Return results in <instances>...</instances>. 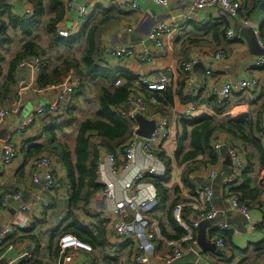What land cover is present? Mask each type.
<instances>
[{
	"label": "trees",
	"instance_id": "1",
	"mask_svg": "<svg viewBox=\"0 0 264 264\" xmlns=\"http://www.w3.org/2000/svg\"><path fill=\"white\" fill-rule=\"evenodd\" d=\"M16 1L29 4L31 15L19 18L13 14L12 6L0 9V107H9L16 97V90L22 74L19 65L22 61L34 58L40 60V73L37 75L34 86L38 92L49 91L50 87L63 84L66 81L74 80L78 83V89L66 98L58 115L42 118L51 122L50 125L45 124L44 142L35 144L27 141L22 145L20 151L25 156L24 166L42 156H47L61 166L66 173L64 180L66 182L64 183L62 180H57L53 171V186L48 193H43L49 202L48 208L44 210L43 223L47 222V219L59 210V205L54 201L53 194L61 189L67 193L62 220L47 233L49 261L62 260L64 254L61 255L60 239L63 236H72L81 244L90 247L92 252L88 255L90 264H96L98 260L103 264H117L115 259L116 255L121 252L120 250L132 248L133 245L126 241L112 246L109 243V238L112 236L109 231L110 223L104 218L96 217L94 223L87 225L80 221V215L87 212L91 199L102 192L104 188L98 183V148L102 147L111 153L115 151L114 149L116 151L124 150L129 137L130 125L120 116L119 110L125 105L132 89H137L146 101L154 100L156 108L169 110L174 106L176 98L183 104L194 102L193 98L184 93L189 75L181 72L183 66L181 65L178 68L179 76L176 83L170 82V86L165 90L154 92L145 87L138 88L136 84L140 81L139 77L129 73L126 69L109 64L104 59L100 36L107 27L121 21L120 14H117L119 12L117 8L106 9L101 5L96 6L94 11L83 21L79 31L63 39L58 36L57 30L68 16V0ZM252 1L255 3L254 0ZM244 13L243 16L246 17L245 10ZM240 17L242 18V13H240ZM226 23L213 22L207 27H203V29L206 28L204 31L211 33L212 41L218 46L223 42H229L226 33L230 28L229 23ZM259 30L260 36L264 38V23ZM16 41H19V48L13 58L6 61L1 51H9ZM192 43L197 42H189V44ZM53 52L56 56L52 54ZM77 52L80 54L78 57L76 56ZM218 53L225 54L224 52ZM5 65H7V71L4 73ZM117 81H120L118 86L115 85ZM92 87L96 92L97 104L91 114L80 121L77 115L82 111V104L85 101L89 102L87 95L89 88ZM259 98L260 95L256 100ZM209 101L213 105L216 115H220L226 110V106L223 105L227 101L221 103L214 96H211ZM254 106L256 107L254 117L244 116L236 120H228L224 124L218 123L213 117L208 116L184 118L179 121L174 161L178 167H184L181 184L187 191V195L184 196L180 189H175V194L171 198L170 191L166 186L171 181L172 167L171 161L165 157L164 153L159 154L160 160L166 167L164 177L147 179V182L151 183L157 192L159 203L156 212L164 213L165 211L168 228L165 226L163 218L155 216L164 240L179 241L185 237V231L174 220L173 210L177 205H184L182 219L185 223H190L192 212L187 206L196 197L197 190L206 182L194 185L190 175L200 169L210 170L220 164L213 148L214 143L219 140V135L232 140L231 143H227L238 150L240 157H245L246 166L236 182L228 189H224L225 199L235 198L249 211L264 209V101ZM72 126H75L73 149L67 142L61 141L57 135ZM98 140L104 141L105 144L103 146L100 143L99 145L95 144V141ZM233 142L235 143L233 144ZM257 166H259V170L256 169ZM20 177H24V173L21 171ZM258 178L260 179L258 180ZM5 194L4 191L0 196V211L6 207L2 204ZM37 224L29 231L15 229L1 247L4 244H9V247L24 239L27 232L36 229ZM38 225L42 226L40 223ZM19 233L22 235L21 238L17 237ZM230 234L232 232L222 231L219 228L209 233L210 238L222 239L226 245V251L229 249L224 238ZM42 237L43 235L40 234L39 237H29L35 246L34 257L30 260L26 258L21 264H44L43 261L37 259ZM160 246H162L161 243ZM248 253L250 255L247 257ZM239 254L246 257L239 264H258L264 260V243L250 246L246 251H239ZM135 255L136 249L134 250L133 247L132 250H129L127 264H133L132 259ZM225 257L226 255L223 254L222 258L218 260L222 261Z\"/></svg>",
	"mask_w": 264,
	"mask_h": 264
},
{
	"label": "crops",
	"instance_id": "2",
	"mask_svg": "<svg viewBox=\"0 0 264 264\" xmlns=\"http://www.w3.org/2000/svg\"><path fill=\"white\" fill-rule=\"evenodd\" d=\"M88 0H78L77 5L72 9H68V16L65 22L60 26L61 29L68 30L72 26H77V6L82 5ZM168 8H159L152 5L149 0H94L89 6V13H92L96 6L101 5L106 9L117 8L120 14L121 21L107 27L100 36L101 46L104 50V59L113 66H118L117 68H123L129 71V73L137 76L141 79L158 80V75L164 74L166 69L172 68L175 70V74L169 76L170 82L176 83L178 79V68L181 65L189 63L194 60L196 64L194 65L189 79L186 83L185 95L194 99V102L183 104L178 98L175 99L174 106L169 110H160L158 108H151V112L155 120L158 117H166L170 123L171 136L170 141L164 147V155L171 161L172 174L171 181L166 186L170 191L171 198L175 194V189H180L184 196L187 195V191L183 189L181 184V174L184 167H178L174 161V153L176 152V137L178 133V123L182 119H186L184 115L185 110L189 105L196 106V111L192 117H213L218 123H226L228 120H236L240 117L249 116L254 117L255 114V104H260L264 101V68L256 67V61L259 57H255L251 54L248 42L246 39L239 37L237 42H223L221 45H217L212 41V35L209 31L203 29L211 23L222 22L229 23V28L234 31L235 23L220 11V9L212 8L206 11L192 13L190 18L185 22H180L179 29L175 31L172 35H166L164 38V50L156 51L150 42L147 40V35L156 23H165L169 21L172 16H180L190 12V5L187 0H168ZM242 3V19L250 22L253 29H258L260 32V27L264 23V1L253 3L252 0H240ZM255 1V0H254ZM137 5V9H132V5ZM6 6L13 7V14L19 18H23L26 10H31L29 4L26 2H17L16 0H7ZM244 10L246 11V17ZM226 23V24H227ZM241 28L240 24H238ZM131 28L132 32L127 33L125 29ZM246 28V29H252ZM80 29V27H79ZM260 39L264 41V38L260 36ZM190 41H195L197 43L189 44ZM19 41H16L14 45L19 47ZM213 42V43H212ZM13 45V46H14ZM13 46L11 48H13ZM17 47V48H18ZM10 48V49H11ZM16 48V50H17ZM129 50L132 52L133 57L127 59L116 60L110 57V53L118 50ZM6 61V54L9 52L1 51ZM218 52H224L227 56V60L223 62H218L212 59L213 54ZM149 55V60L144 62L143 57ZM12 59V58H11ZM10 59V60H11ZM7 65L4 66V73L7 71ZM206 72H209V76H205ZM37 74L31 71H22L18 88L22 90L23 96L21 99L17 97L14 98L11 105L6 107L10 110V116L5 120H0V160L3 157V146L6 141H10L16 150V156L12 163L3 168L0 172V196L4 193L6 194H22L21 200L18 204L22 207L25 204L22 200L28 201L26 205H31L32 208L29 212L24 213L22 211H16L11 205H7L3 210L0 211V233L6 228L10 227L13 229H22L29 231L36 223V229L31 232H27L24 239H21L9 246V244H4L0 248V263L5 264L14 263L21 264L26 258L29 260L34 257V245L29 237L36 236L41 238L39 243L38 260L43 261L44 264H90V259L88 260V255L92 252L87 249H79L67 252L62 260L49 261V253L47 246V233L56 227L62 220L63 210H65L66 205V191L61 189V191L53 194L55 202L59 205V210L53 213L47 222L43 223L44 219V208L41 206H33L34 199L37 196L42 195L41 190L37 189V186L32 184L31 175L33 174V169L31 165L28 164L24 166L25 156L20 153L21 147L27 141L34 142L35 144H41L45 140L46 129L45 124L50 125L51 122L38 119L35 124L25 133L16 134L17 127L23 121V119L32 114L37 107L46 106L52 101L53 92L43 91L38 92L34 89ZM256 80L257 87L255 92L251 93H233L230 99L223 105L226 106V110L222 114L216 115L214 112V107L209 102L212 96V90L214 87L220 89L224 85L228 84L235 86L239 81H251ZM96 95V94H95ZM95 95L90 99L88 103H83L82 111L77 115L78 120L82 121L87 118L91 112L94 110L97 100H95ZM260 95V98H256ZM87 97H89L87 95ZM89 99V98H88ZM88 107V109H87ZM62 108V105H61ZM221 109V107H218ZM126 111L129 108L126 107ZM75 126L69 127L62 133H58V138L63 142H67L69 147L73 149L74 138H75ZM174 132V140H171L172 132ZM65 136V137H64ZM218 142H232L226 136L219 135ZM104 145L105 142L98 140L95 144ZM235 142H233L234 144ZM239 144V142H237ZM113 153L108 152L102 147L98 148L99 152V171H98V183L104 187L107 181H112L115 185L114 197L112 200H105L102 192L96 194L90 201L87 208V212L80 215V221L84 224L94 223V218L101 217L106 219L109 223L114 219L113 209L115 206L121 205V200L124 198L120 185V175H111V167L108 165L107 157L111 155L115 159L114 169L116 172L121 173V167L123 166V153L124 150L116 151L114 149ZM223 161L218 164L217 177L212 183L213 189V204L217 210V223H215L211 228L206 230V239L209 243L215 244L218 240L215 237L210 238L209 233L213 230L219 228L222 225H228L233 230L232 234L226 235L224 240L227 243L229 251L220 250L226 255L224 259L227 261H219L218 259L222 256H218L211 252H202L197 247V253H191L185 255L180 261L173 264H239L242 259L246 258L245 255L239 254V251L243 252L249 249L250 246L264 243V209H254L251 211L252 223L254 225V231L251 232L245 228V223L243 218L233 210H231L228 200L225 199L224 194V183L228 180L230 173L232 171L230 161L223 152ZM244 157V156H242ZM241 160L244 162L245 157ZM229 161V162H228ZM245 163V162H244ZM154 166L162 177L165 175L166 167L164 163L158 159L157 162L150 163L145 160L142 153H139L133 163V169L142 167ZM259 170V166L257 168ZM23 170V171H22ZM209 169H200L190 175L192 183L194 185L201 184L207 180ZM20 171L24 173V177H20ZM57 180H62L64 183L66 181L65 170L54 163L53 169ZM158 177V178H162ZM43 179H41V182ZM149 183V182H147ZM41 185V184H40ZM39 186V184H38ZM34 197V198H33ZM51 198V197H49ZM43 200H47V197L43 196ZM49 203V202H48ZM157 200V206H158ZM156 206V208H157ZM156 208L152 213L149 214V219L153 222V229L159 239L164 240L161 235L160 225L155 216H160L163 218L165 226L166 216L164 213H157ZM54 215V217H53ZM46 225V226H43ZM11 234V235H12ZM10 235V236H11ZM195 239L197 236V231L194 232ZM10 236L7 238L9 239ZM17 237H22L21 233ZM6 239V240H7ZM5 240V242H6ZM133 240V239H132ZM129 240L136 249V241ZM4 242V243H5ZM109 243L112 246L122 244L123 242H118L113 236H110ZM197 245V244H196ZM128 247L116 255L115 263L117 264H127L128 263V253L129 250L133 249ZM162 247V246H161ZM165 247V246H163ZM226 247V245H225ZM90 248V247H89ZM219 250V249H218ZM251 251V250H250ZM117 252V251H116ZM251 253V252H250ZM248 253L247 257L250 255ZM95 254V253H93ZM164 259V255L156 254L153 262L159 264ZM134 258L132 259L133 262ZM131 262V263H132ZM98 264H103L100 260ZM96 263V264H97ZM258 264H264V260L260 261Z\"/></svg>",
	"mask_w": 264,
	"mask_h": 264
},
{
	"label": "built area",
	"instance_id": "3",
	"mask_svg": "<svg viewBox=\"0 0 264 264\" xmlns=\"http://www.w3.org/2000/svg\"><path fill=\"white\" fill-rule=\"evenodd\" d=\"M78 0H68V9L74 8L77 5ZM94 0H88L82 5L77 6V19L78 24H82L86 20V15L89 12V6ZM190 5V12L180 16H172L169 21L165 23H156L150 29L147 40L156 51L164 50V38L166 35H172L179 29L180 22L187 21L192 13L206 11L212 8L220 9L222 13L228 16L233 23L240 24L245 28H252L249 21L242 19L240 13L242 10V3L240 0H187ZM264 0H255V2H261ZM149 2L159 8H168V0H149ZM132 9H137V5H132ZM26 16L31 15V10L25 11ZM76 26H72L69 30L58 28L57 34L60 38L66 39L69 36L75 34ZM254 36L257 40V44L260 48L264 49V41L260 39L258 29H253ZM127 33H131V28L125 29ZM226 38L229 42L239 41V37L235 35L234 31L230 28L226 33ZM112 59L121 60L132 58L133 54L129 50H118L110 53ZM149 55L143 57V61L149 60ZM215 61L223 62L227 60V56L223 53L213 54L211 57ZM196 62L194 60L186 63L182 66L181 72L186 75H190ZM256 67H264V58H258L256 61ZM20 71H31L32 73H40V60L34 58L27 61H22L19 65ZM175 70L172 68L166 69L164 74L158 75V80L141 79L136 86L145 87L149 91L161 92L170 86L169 76L174 75ZM210 73L206 72L205 76H209ZM120 84V81L116 82V86ZM256 80L251 81H239L235 86L224 85L218 89L216 87L212 90V96L216 97L219 102L223 103L230 99L233 93H251L255 92L257 87ZM78 89V83L74 80L66 81L63 84L50 87L49 91L53 92L52 101L46 106H40L35 111L26 116L19 124L16 130V134L20 135L28 131L38 119H42L46 116H56L60 113L61 105L66 101V98L70 97ZM23 96L22 90H16V97L21 99ZM157 105L154 100L146 101L140 92L131 90L126 103L119 110V114L130 125V132L127 142L124 146L123 153V166L121 167V173H118L114 169L115 159L113 156L108 155V165L111 167V175H120V185L124 198L121 200V205L115 206L113 209L114 219L109 225V231L111 235L119 242H126L129 240L136 241V255L133 260V264H156L153 259L156 254L164 255V259L159 264H173L180 261L185 255L191 253H197V245L194 232L197 231L200 223L204 221H211L218 215L216 208L213 204V189L212 183L217 177L216 167L208 170V177L206 182L196 192V197L192 203L188 204L187 208L191 210V220L187 224L182 219V210L184 205H177L173 210L174 220L185 231V237L179 241H163L159 239L153 229V222L149 219V214L154 211L157 206V192L151 183H147V179L150 177L158 178L162 177V174L154 166L140 167L133 169V163L136 156L142 153L145 160L154 163L159 159V154L164 152V147L170 141L171 128L170 123L166 117H158L154 119L151 108H155ZM129 108V111L125 109ZM196 106L189 105L185 110L184 115L191 118L196 111ZM10 116V110L5 107H0V120H5ZM143 116L149 121L155 122V128L150 135L149 139H142L138 136L137 132L139 127L136 123V117ZM213 148L217 154L218 160L223 161V151L226 157L230 161L231 173L228 180L224 183V189H228L236 180L240 177L243 171L246 169L245 163L241 160V155L238 150L227 142H216ZM16 156V150L14 145L10 141H6L3 146V157L0 160V172L3 168L9 166ZM31 168L33 174L31 175L32 184L38 185L41 179L45 184L40 191L42 195L35 197L33 206H41L44 209L48 208L49 204L46 200H43V193H48L53 186V169L54 162L47 156H42L40 159L31 162ZM100 165V164H99ZM115 185L112 181H107L104 185L102 194L105 200H112L114 197ZM22 198V194L15 195L5 194L2 199L3 206H7L10 200L19 202ZM228 204L234 212L238 213L244 220L245 228L249 231H254V225L252 223V214L248 208L242 204H239L235 198H229ZM32 208L31 205H24L21 207L22 212L27 213ZM222 231L231 232L233 229L228 225H222L219 227ZM13 229L8 227L0 233V247L3 242L12 234ZM132 240V241H133ZM160 243L162 247L160 246ZM165 246V247H163ZM215 246L219 250L225 249V244L222 239H218L215 242ZM59 247L62 254H66L69 251L87 249L91 250L88 246L81 244L72 236H63L60 239ZM227 261V258L224 259ZM14 264V263H9Z\"/></svg>",
	"mask_w": 264,
	"mask_h": 264
},
{
	"label": "water",
	"instance_id": "4",
	"mask_svg": "<svg viewBox=\"0 0 264 264\" xmlns=\"http://www.w3.org/2000/svg\"><path fill=\"white\" fill-rule=\"evenodd\" d=\"M6 5H7V0H0V9L4 8ZM233 29L236 36H240L241 38L246 39L249 45L250 52L253 56L264 58V49L258 46L257 40L254 36V32L252 29L241 28L237 23H235ZM136 123L139 127V130L137 132L138 136L142 139H149L151 133L155 128V122L149 121L145 119L143 116H137ZM40 184L39 186L38 185L36 186L37 189L42 190L45 184L44 180ZM22 202L26 205L28 201L23 199ZM8 204L14 207L18 212L21 210V206L18 204V202H15L14 200H10ZM217 220L218 219L215 218L211 221H204L200 223L197 229L196 244L197 247L202 252H211L218 256H222V252L216 248L215 244L209 243L206 239V230L208 228H211L215 223H217ZM0 264H5V263L1 262Z\"/></svg>",
	"mask_w": 264,
	"mask_h": 264
},
{
	"label": "rangeland",
	"instance_id": "5",
	"mask_svg": "<svg viewBox=\"0 0 264 264\" xmlns=\"http://www.w3.org/2000/svg\"><path fill=\"white\" fill-rule=\"evenodd\" d=\"M90 15V13L88 12L87 13V15H86V18L88 17ZM78 27H76V30H75V32L74 33H76L77 31H79V27H81V24H78L77 25ZM68 30H69V28H68ZM18 46L17 45H14L13 46V48H11L10 50H9V52L6 54V57H7V59H11V58H13V56L15 55V53L17 52V50H18V48H17ZM16 48H17V50H16ZM54 56H56V54L53 52L52 53ZM76 56L78 57V56H80V54H79V52H77L76 53ZM95 91L93 90V87L92 88H89V92H88V100L89 101H91L90 99H92L93 98V95H95ZM87 109H88V107H87ZM174 132H175V130H173V132H172V137H171V140H174ZM260 178H258V180H259Z\"/></svg>",
	"mask_w": 264,
	"mask_h": 264
}]
</instances>
